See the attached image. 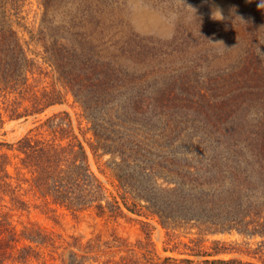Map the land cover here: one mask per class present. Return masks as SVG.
<instances>
[{"label":"trees","instance_id":"trees-1","mask_svg":"<svg viewBox=\"0 0 264 264\" xmlns=\"http://www.w3.org/2000/svg\"><path fill=\"white\" fill-rule=\"evenodd\" d=\"M35 1L42 11L39 57L29 54L15 28L31 1L0 0V131L7 121L41 114L71 95L89 121L91 151L119 195L91 169L67 111L41 121L15 144L0 141V264H38L60 249L59 235L34 222H14L13 211L34 205L31 195L49 210L96 207L118 215L126 209L155 219L166 232L164 257L148 249L154 227L147 220L141 221L146 242L126 247L142 250L154 264H264L260 0L252 7L241 0L238 15L219 27L197 17L183 28V41L206 42L189 43L185 55L178 53V34L156 41L124 33L94 0ZM164 1L165 12L191 19L202 6V0ZM192 229L199 237L184 241ZM233 231L262 238L245 243L250 259L221 258L240 251L233 242L204 245L210 235ZM93 251L91 242L68 245L57 264H89ZM123 260L137 262L132 254Z\"/></svg>","mask_w":264,"mask_h":264},{"label":"rangeland","instance_id":"rangeland-1","mask_svg":"<svg viewBox=\"0 0 264 264\" xmlns=\"http://www.w3.org/2000/svg\"><path fill=\"white\" fill-rule=\"evenodd\" d=\"M30 1V5L25 8L21 15L22 18L16 19L15 28L23 43L26 45L29 54L32 57H39L42 53V47L37 42L35 36H37L40 28L42 11L35 0ZM94 2H99V5H103L105 9H108L107 20L110 24L113 23L119 27L124 33L130 34L136 32L142 36L152 37V39L156 41H171L178 34L179 37H181L180 42L182 40V45H180L182 52L178 49L180 51L178 52L179 55L186 54L183 52L188 49L189 43L190 45L197 43L202 44L201 42L205 41L201 38V40L199 39L198 41L196 37L197 42H193V39H188L189 43H184L183 39L187 35H182L184 27H193L197 22V17L199 20L205 19L206 26L217 25L219 27L223 22L231 18V16L235 17L238 15L239 5L242 4L241 0H202L200 11L195 12L194 18L191 19L183 13L174 15L165 12L169 2L164 0H94ZM253 3V0H246L245 6L252 7ZM216 10L221 11L223 15L222 20L213 19V13ZM181 30H183L182 33H179ZM195 33L196 36L201 35L198 34L197 31H195ZM202 37L207 38L205 34ZM211 45H214L213 41H211ZM199 48H201L200 45L196 47L198 50ZM193 50L194 49H192V51ZM61 111H67L70 114L75 132L87 148L91 169L102 180L106 187L114 195L118 196L119 189L116 182L103 170V167L99 165L91 151L89 143L92 140V133L89 130V121L86 119L79 103H77L71 95L67 97L64 103L53 105L41 114L7 121L4 128L0 131V141L15 144L41 121ZM2 151L8 152L11 156L16 154L15 150L8 149L7 147H4ZM31 201H33L32 203L34 205H32L31 209L28 211H13L11 213L17 226L22 227L25 223L34 222L45 231L55 236L59 235L60 239L58 242L60 249L54 254L53 259L51 257L47 259L43 258L38 264H57L60 262L63 251L67 249L68 245H79V243L86 244L89 242H91V245L94 247V251L89 255V264H123V257L128 254H132V256L137 259L136 264H154L142 258L141 249H143V247L141 248L140 246L141 251L133 253L129 252L126 248L127 246L137 248L141 243L146 242V234L141 223L142 220L149 221L154 227L148 249L151 253L157 252L162 257L166 255L163 252L166 232L155 219H147L144 216L131 213L126 209L123 210V213H119L118 215H111L109 212L101 214L96 207H90L80 211H70L54 205L50 206L51 210H49L41 206L40 201L36 200L32 195ZM36 204L39 206L35 207ZM190 232L191 234H189V236L187 235L188 237H186L184 241L188 242L189 238L199 237L198 234H196L198 229H192ZM208 239L209 240L204 243L206 247L212 244V240L220 239L233 242L240 248L239 252L222 255L220 256L221 258L241 257L250 259L252 256L247 253L248 249L245 243L250 242L255 244L262 238H250L233 231L231 233L210 235ZM44 251L48 253L47 250L44 249ZM172 255L176 258L188 257L184 254ZM191 258L197 260L203 259V257Z\"/></svg>","mask_w":264,"mask_h":264},{"label":"clouds","instance_id":"clouds-1","mask_svg":"<svg viewBox=\"0 0 264 264\" xmlns=\"http://www.w3.org/2000/svg\"><path fill=\"white\" fill-rule=\"evenodd\" d=\"M259 7L264 9V0H260ZM213 19H218V20H222L223 19V15H222L220 10H216L213 13Z\"/></svg>","mask_w":264,"mask_h":264}]
</instances>
